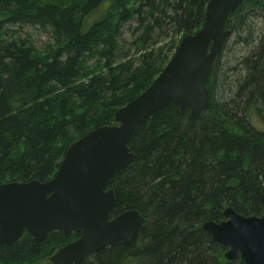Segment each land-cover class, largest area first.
I'll list each match as a JSON object with an SVG mask.
<instances>
[{
  "label": "trees",
  "instance_id": "obj_1",
  "mask_svg": "<svg viewBox=\"0 0 264 264\" xmlns=\"http://www.w3.org/2000/svg\"><path fill=\"white\" fill-rule=\"evenodd\" d=\"M207 2L0 0V184L52 178L68 145L114 123V111L151 83L182 36L202 26ZM20 23L49 26L53 43L38 50L10 35L5 25ZM125 26L131 37L121 54ZM225 27L231 44L249 46L229 68L236 77H221L224 45L206 78L205 109L192 117L169 102L144 118L128 143L133 161L108 181L111 216L138 209V235L71 264H246L225 259L201 224L221 221L226 207L264 213V129L253 122H264V0H245ZM225 84L229 96L218 97ZM78 236L23 233L0 244V264H52L49 256Z\"/></svg>",
  "mask_w": 264,
  "mask_h": 264
},
{
  "label": "water",
  "instance_id": "obj_2",
  "mask_svg": "<svg viewBox=\"0 0 264 264\" xmlns=\"http://www.w3.org/2000/svg\"><path fill=\"white\" fill-rule=\"evenodd\" d=\"M244 1L208 0L202 26L182 36L151 83L114 111V123L98 125L68 145L52 178L1 183L0 244L14 242L23 233L36 240L54 230L79 234L49 256L52 264L78 263L116 242L131 244L144 218L136 208L111 216L116 198L108 181L133 161L128 143L144 118L169 102L180 112L189 107L192 117L205 109L206 78L231 35L225 20ZM262 179L264 184V171ZM223 217L218 222L206 220L201 228L224 247L225 259L264 264V213L243 215L226 207Z\"/></svg>",
  "mask_w": 264,
  "mask_h": 264
},
{
  "label": "rangeland",
  "instance_id": "obj_3",
  "mask_svg": "<svg viewBox=\"0 0 264 264\" xmlns=\"http://www.w3.org/2000/svg\"><path fill=\"white\" fill-rule=\"evenodd\" d=\"M106 5H102L97 11L94 16L99 13L105 11ZM258 26H261L263 24L262 18H257L256 19ZM5 27L8 29V33L10 35H18L21 37H25L28 39V41L35 46L38 50H45L46 46L53 43V38L51 35V30L50 27L47 25H40V24H35V23H20V24H7ZM126 26L123 28L124 32L120 37V53L122 54L123 51L128 50V44L127 42L130 40V34L126 31ZM232 34L228 38L227 42L225 43V49H224V56L221 59V69H220V74H222V78H224V75H229L230 78L228 77L227 81L233 80L237 73L229 70V68L233 66H237L241 55H246L247 50L249 49V46L243 44V43H238V44H231L232 41ZM227 49V51H226ZM131 53V52H130ZM218 97L224 98V96L228 97L229 92H228V85L225 84L224 86L220 87L219 90L216 92ZM253 122L260 127L261 129H264V122L260 120L257 116L253 115ZM42 263V262H41ZM38 263V264H41Z\"/></svg>",
  "mask_w": 264,
  "mask_h": 264
}]
</instances>
